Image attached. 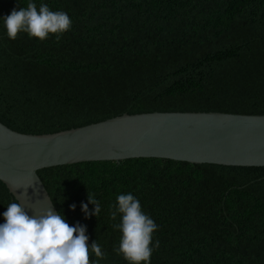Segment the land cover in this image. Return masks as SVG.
<instances>
[{
  "label": "trees",
  "instance_id": "trees-1",
  "mask_svg": "<svg viewBox=\"0 0 264 264\" xmlns=\"http://www.w3.org/2000/svg\"><path fill=\"white\" fill-rule=\"evenodd\" d=\"M29 2L0 0V122L11 130L147 112L264 115V0H31L66 12L71 29L12 40L2 18ZM37 174L58 213L101 246L99 264H128L113 250L121 215L111 219L127 193L157 225L150 264H264V167L139 158ZM88 192L98 217L81 210ZM12 202L0 181V224Z\"/></svg>",
  "mask_w": 264,
  "mask_h": 264
},
{
  "label": "water",
  "instance_id": "water-1",
  "mask_svg": "<svg viewBox=\"0 0 264 264\" xmlns=\"http://www.w3.org/2000/svg\"><path fill=\"white\" fill-rule=\"evenodd\" d=\"M139 158L264 167V115L192 111L121 114L46 134L19 133L0 122V181L29 215L48 208L58 213L39 170Z\"/></svg>",
  "mask_w": 264,
  "mask_h": 264
},
{
  "label": "clouds",
  "instance_id": "clouds-1",
  "mask_svg": "<svg viewBox=\"0 0 264 264\" xmlns=\"http://www.w3.org/2000/svg\"><path fill=\"white\" fill-rule=\"evenodd\" d=\"M7 36L15 40L19 33L46 40L55 34L71 29L72 21L63 11H51L46 4L39 9L31 0L27 7L14 8L3 18ZM32 185H29L30 187ZM88 203L95 207L89 211L88 203L81 204L85 217L99 216L100 204L93 193H87ZM112 206L111 219L121 215V222L113 227L122 233L119 247L113 250L122 255L128 264H150L152 255V234L156 223L145 214L139 200L131 193L119 194ZM75 210V205H71ZM4 223L0 224V264H99L106 254L95 241L89 245L86 227L77 223L70 225L61 213L51 208L38 214L29 215L20 202L8 204L3 213ZM156 247L159 242H156ZM97 258L90 260L92 254Z\"/></svg>",
  "mask_w": 264,
  "mask_h": 264
}]
</instances>
